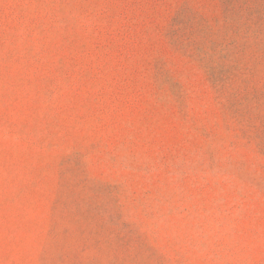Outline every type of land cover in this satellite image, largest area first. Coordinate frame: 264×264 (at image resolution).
<instances>
[{"label": "rangeland", "instance_id": "1", "mask_svg": "<svg viewBox=\"0 0 264 264\" xmlns=\"http://www.w3.org/2000/svg\"><path fill=\"white\" fill-rule=\"evenodd\" d=\"M0 264H264V0H0Z\"/></svg>", "mask_w": 264, "mask_h": 264}]
</instances>
